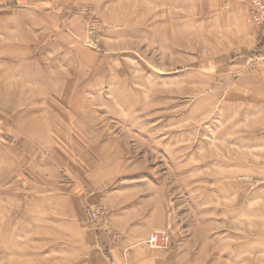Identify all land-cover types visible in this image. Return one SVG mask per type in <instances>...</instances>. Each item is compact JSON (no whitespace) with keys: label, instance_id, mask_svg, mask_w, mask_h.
<instances>
[{"label":"rangeland","instance_id":"374dc122","mask_svg":"<svg viewBox=\"0 0 264 264\" xmlns=\"http://www.w3.org/2000/svg\"><path fill=\"white\" fill-rule=\"evenodd\" d=\"M99 236L264 264V0H0V264Z\"/></svg>","mask_w":264,"mask_h":264},{"label":"crops","instance_id":"0c3cea01","mask_svg":"<svg viewBox=\"0 0 264 264\" xmlns=\"http://www.w3.org/2000/svg\"><path fill=\"white\" fill-rule=\"evenodd\" d=\"M129 229L128 232L132 233L133 236L136 233L138 234L136 239L142 238L149 232V228L143 229L142 231L136 230L137 228ZM134 239V237H127L116 244L109 245L104 242L103 236L97 238L93 237L94 242L92 243L90 255L85 258L84 264H110L109 261L102 256L103 250L111 254L113 264H159L160 261H158L157 257L160 256H157V252L150 251L138 245L130 246Z\"/></svg>","mask_w":264,"mask_h":264},{"label":"built area","instance_id":"2783aa9c","mask_svg":"<svg viewBox=\"0 0 264 264\" xmlns=\"http://www.w3.org/2000/svg\"><path fill=\"white\" fill-rule=\"evenodd\" d=\"M157 239H158V235L157 234L152 235L150 237V239H149V244L152 245V246L157 245Z\"/></svg>","mask_w":264,"mask_h":264},{"label":"bare ground","instance_id":"6f19581e","mask_svg":"<svg viewBox=\"0 0 264 264\" xmlns=\"http://www.w3.org/2000/svg\"><path fill=\"white\" fill-rule=\"evenodd\" d=\"M5 250V249H4ZM2 256V255H1Z\"/></svg>","mask_w":264,"mask_h":264}]
</instances>
